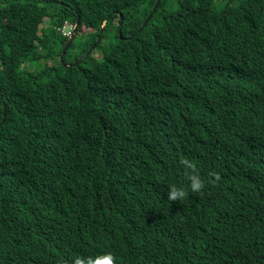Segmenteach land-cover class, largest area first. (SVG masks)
Instances as JSON below:
<instances>
[{
    "label": "trees",
    "instance_id": "obj_1",
    "mask_svg": "<svg viewBox=\"0 0 264 264\" xmlns=\"http://www.w3.org/2000/svg\"><path fill=\"white\" fill-rule=\"evenodd\" d=\"M156 1L0 0V264H264V0Z\"/></svg>",
    "mask_w": 264,
    "mask_h": 264
},
{
    "label": "clouds",
    "instance_id": "obj_2",
    "mask_svg": "<svg viewBox=\"0 0 264 264\" xmlns=\"http://www.w3.org/2000/svg\"><path fill=\"white\" fill-rule=\"evenodd\" d=\"M157 2V1H156ZM156 4V3H155ZM160 5V4H159ZM155 6V5H154ZM158 8H159V6H158ZM157 8V9H158ZM153 9H154V7H153ZM153 11V10H152ZM157 11V10H156ZM155 11V12H156ZM154 12V13H155ZM151 13V12H150ZM121 15L123 16V19H121V21H123L124 20V15L123 14H120V18H121ZM150 15V14H149ZM148 15V16H149ZM154 15V14H153ZM148 18V17H147ZM146 18V19H147ZM153 18V17H152ZM105 21V20H104ZM121 21H120V26L122 27V25H123V23L121 24ZM79 21H77L76 23H74V22H72V21H66V22H64L63 23V25L62 26H60L59 27V31L62 33V35L64 36V37H67L68 38V41H69V39L71 38V36L73 35V33H74V30L75 29H77V31H76V35H75V37H74V40H75V38H76V36H77V33H78V26H79V23H78ZM124 22V21H123ZM145 22V21H144ZM144 22H143V24H144ZM77 23H78V25H77ZM142 24V25H143ZM102 25H103V23H102ZM147 25V24H146ZM145 25V26H146ZM145 26H143V27H145ZM142 26H141V28H143ZM102 28H103V26H102ZM105 28H106V25H105ZM104 28V29H105ZM120 30L122 31V28L121 29H119V34H120ZM103 31V30H102ZM133 35H130L129 37H124L123 36V32H122V37H121V34H120V37L122 38V39H126V38H131ZM124 37V38H123ZM98 38H100V37H98ZM101 39V38H100ZM73 40V41H74ZM99 39H97V42L96 43H94V44H96V47H97V45H98V42L100 41H98ZM68 41H67V43H68ZM66 43V44H67ZM73 43V42H72ZM71 43V44H72ZM66 44H65V46H66ZM93 44V45H94ZM92 45V46H93ZM65 46H64V48H63V53H66L67 52V50L70 48V46L68 47V49L64 52V49H65ZM91 46V47H92ZM96 47L94 48V49H96ZM91 49V48H90ZM89 49V50H90ZM93 49V50H94ZM88 50V51H89ZM93 50L88 54V55H90L92 52H93ZM87 51V52H88ZM86 52V53H87ZM85 54V53H84ZM84 54H82V55H84ZM81 55V56H82ZM88 55H86L84 58H82L79 62H81L83 59H85ZM81 58V57H80ZM80 58H78L77 60H79ZM77 60L75 61V63L77 64V63H79V62H77ZM68 66H70L69 64H67ZM183 166H184V168H185V170H186V179L188 180V186H187V190L185 189V187H183V186H180V187H178L177 185H175V184H172V185H170L169 187H168V191H167V199H168V201H173V202H175V201H182V200H184V199H186L187 197H188V194H189V190L192 192V193H200V194H202V190L206 187V184H205V181H204V179H202L201 177H200V175L198 174V172H197V168H196V164L193 162V161H191V160H189V159H183V160H181V162H180ZM211 177H214V179H210V180H208V183L209 184H215V183H217L220 179H221V177H220V175H219V173H217V172H211L210 174H209ZM59 264H67V261H61V262H59ZM72 264H116V257L110 252V251H106V252H102V253H95V254H92V255H81V254H76V255H74L73 257H72Z\"/></svg>",
    "mask_w": 264,
    "mask_h": 264
},
{
    "label": "water",
    "instance_id": "obj_3",
    "mask_svg": "<svg viewBox=\"0 0 264 264\" xmlns=\"http://www.w3.org/2000/svg\"><path fill=\"white\" fill-rule=\"evenodd\" d=\"M160 2H161V0H157V2H156V4H155V6H154V9H153V11L150 13V15L148 16V18L145 20V22H144V24L142 25V27L143 26H145L151 19H152V17H153V14H154V12L157 10V8H158V6H159V4H160ZM121 19H123V16L121 15ZM106 22H107V19L103 22V28H102V30H104V28H105V25H106ZM79 23V22H78ZM78 23H77V25H78ZM123 23V21H121V24ZM76 31H77V29H75L74 30V33H73V35L71 36V38L69 39V41H68V43L66 44V46H65V49H64V52L68 49V47L71 45V43L73 42V40H74V37H75V35H76ZM120 34H121V37H122V31L120 30ZM124 38V37H123ZM99 40H100V38H98ZM98 40V41H99ZM96 47V44H94L92 47H91V49L87 52V53H85L84 55H82L81 56V58L79 59V60H77V62H79L82 58H84L86 55H88L94 48Z\"/></svg>",
    "mask_w": 264,
    "mask_h": 264
},
{
    "label": "rangeland",
    "instance_id": "obj_4",
    "mask_svg": "<svg viewBox=\"0 0 264 264\" xmlns=\"http://www.w3.org/2000/svg\"><path fill=\"white\" fill-rule=\"evenodd\" d=\"M45 25H48L49 24V20H45Z\"/></svg>",
    "mask_w": 264,
    "mask_h": 264
}]
</instances>
